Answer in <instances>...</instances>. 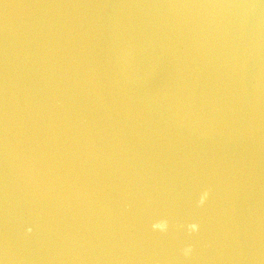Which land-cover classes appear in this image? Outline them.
<instances>
[{"label": "water", "instance_id": "obj_1", "mask_svg": "<svg viewBox=\"0 0 264 264\" xmlns=\"http://www.w3.org/2000/svg\"><path fill=\"white\" fill-rule=\"evenodd\" d=\"M0 264H264V0H0Z\"/></svg>", "mask_w": 264, "mask_h": 264}]
</instances>
